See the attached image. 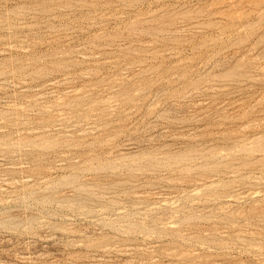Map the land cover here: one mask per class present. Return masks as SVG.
I'll list each match as a JSON object with an SVG mask.
<instances>
[{"label":"rangeland","instance_id":"374dc122","mask_svg":"<svg viewBox=\"0 0 264 264\" xmlns=\"http://www.w3.org/2000/svg\"><path fill=\"white\" fill-rule=\"evenodd\" d=\"M0 264H264V0H0Z\"/></svg>","mask_w":264,"mask_h":264}]
</instances>
